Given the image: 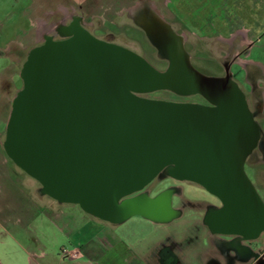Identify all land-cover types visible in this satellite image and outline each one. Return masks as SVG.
<instances>
[{"label": "water", "instance_id": "water-1", "mask_svg": "<svg viewBox=\"0 0 264 264\" xmlns=\"http://www.w3.org/2000/svg\"><path fill=\"white\" fill-rule=\"evenodd\" d=\"M140 21L166 57L164 71L83 30L27 53L6 122V157L43 195L99 220L128 219L136 212L122 200L164 175L221 202L206 217L212 232L256 236L264 204L243 167L259 128L245 95L228 76L198 72L183 37L165 23ZM160 91L207 105L145 97Z\"/></svg>", "mask_w": 264, "mask_h": 264}, {"label": "rangeland", "instance_id": "rangeland-1", "mask_svg": "<svg viewBox=\"0 0 264 264\" xmlns=\"http://www.w3.org/2000/svg\"><path fill=\"white\" fill-rule=\"evenodd\" d=\"M46 1L49 3L52 1V3L43 10L39 7L40 3L36 6L39 12H36L35 17L38 20L47 21L46 15L43 14L47 10L54 11L59 6L69 8L80 5V0ZM106 1L95 0V3H86V0L81 3L82 10L88 14L92 9L97 8V11L92 13L94 16H98L97 19H88L86 22L97 26L106 20L113 21L112 33L107 32V34L113 35L116 44L133 50L155 69L164 71L168 66L166 57L158 52L144 33L133 27L130 20L124 16L116 17L117 13L121 14L120 11L128 7L130 3L113 2L111 16L106 12L107 7L110 6ZM183 2V5L177 8L172 0L169 2L163 0V3L162 1L158 3V7L162 9L166 22L172 25L173 32L178 35L186 34L184 28L187 27L199 34L195 37L188 35L185 44L186 51L191 55V64L196 70L210 77L223 73L222 65L230 60H225V58L233 52L229 51L230 49L224 42H217L214 36L221 35L226 38L229 32L240 30H247L250 37L260 38L254 44L249 56L264 66V0H183ZM164 4L167 6L165 7ZM30 5L31 0H0L1 144H3L5 137V127L11 102L22 88L19 74L28 50H21L19 45L25 44L29 37L28 42H32L30 36L33 30L32 21L36 18H32L29 12ZM171 11L174 18H172ZM97 34L99 33L97 32ZM109 36L99 37L106 39ZM197 37L201 39L198 40ZM225 51L229 53H225ZM225 54L226 56L223 58ZM236 70L237 68H232L233 72ZM252 79L253 77L248 78L250 83H257ZM259 79L260 82L264 81ZM244 90L252 101H260L264 107V89H257L252 95L246 86ZM145 97L181 103L201 104L202 102L199 96L180 97L166 91L155 92L145 95ZM256 120L264 137V112L263 114H256ZM0 155V207L3 209L0 220L7 219L12 222L0 229L1 264H26V255L29 254L34 255V258L39 262H45L48 259L50 264H56L61 259L62 249L81 248L85 251L89 243L93 247L90 246L87 252L97 254L98 259H101L104 264H117V261L123 264V256L117 257L115 251L123 254L124 249L121 248V243L126 240L132 243L134 241L140 242L139 250L141 249L142 259L140 264H158L154 255L158 253L155 251H157L156 246L159 242L168 240L172 243H180L179 241H184L183 237L192 234L193 230H195L200 241L209 236L211 254L217 255L219 252L216 238L210 234L207 235L204 227L199 226V229L196 230L189 228L190 225L184 223L190 219V210L195 209L196 203H208L209 207L213 203L209 195L196 186L180 185L186 200L184 203L178 201L176 206L175 202L173 204L180 211L182 210L181 207L184 209V216L179 220L172 223H152L153 221L151 222L146 218L131 217L122 225L110 228L113 232L109 233L107 225L87 215L77 205H58L52 199L43 197L39 184L23 175L7 159L3 148H1ZM260 167L259 175H256L251 169L247 170V175L250 178L258 177V187L264 188V164H261ZM165 177L160 175L155 183L160 182ZM260 192L264 202V191ZM187 202L191 204L188 206ZM45 206L49 211L45 209ZM199 208L200 212L196 215L198 225L202 221L207 204ZM108 235L110 236L108 237ZM96 239L100 240L99 245L93 243ZM186 241H189V237ZM108 242L109 245L107 246ZM112 242L119 243L115 250L111 248ZM253 251L257 252V250ZM184 255L185 253L179 255V258ZM172 261H169V264H172ZM63 264H66V261Z\"/></svg>", "mask_w": 264, "mask_h": 264}, {"label": "flooded vegetation", "instance_id": "flooded-vegetation-1", "mask_svg": "<svg viewBox=\"0 0 264 264\" xmlns=\"http://www.w3.org/2000/svg\"><path fill=\"white\" fill-rule=\"evenodd\" d=\"M53 1H57V0H53ZM84 1L86 0H80V5L74 7L67 8L65 6L62 7L59 6L54 11H49V10L45 12L42 11L47 18V21H43V20H38L35 17L36 12L37 13L39 12L37 11L36 6L38 3H40L41 5L39 7L40 9L43 10L46 6H49L52 3V1L49 3L46 0H31L29 12L32 15V18H36L34 19V21H32L33 30H32V34L30 35L32 42L30 43L28 42V39L30 40L29 37L26 43L23 44L25 47L22 44L19 45L21 47V50H28L29 52L33 48L42 45L46 40L49 39L54 41L64 40L72 36L74 32H78L81 30L89 33L91 36L99 40L111 44H116L114 42L113 35L110 34L112 33L113 21L106 20L97 26H94V24L92 23L89 24L88 22H86L88 19L95 20L97 19L96 17L98 16H94V14H92L95 10L97 11V8L94 10L92 9L89 14L86 11L82 10L81 3H83ZM115 1L126 4L130 3L128 7L120 11L121 14L117 13L116 17L120 18L124 16L127 20L131 21L133 27H135L145 35H146V31L144 26L141 24L140 19H144L148 21L155 20V22L158 23L157 27L159 28H161V25H163L161 23L163 22L173 32L172 25L166 22L167 20L162 12V9L158 7V3L160 1H162L163 3V0H107L106 1L107 4L108 5L110 4V6L107 7L106 9L108 15L113 13L112 3ZM169 1L170 0H167V2ZM86 3H95V0H87ZM164 5L165 7L167 6V4ZM171 14H172V18H174L172 11ZM184 29L186 34L182 33V35L179 36L183 37L182 47L184 52L189 57V62L191 63L192 61L191 55L185 49L187 36L192 35L195 37L196 35L198 36L199 34H196L194 31H192V29H189L187 27ZM97 32L99 34H97ZM107 32L110 33L107 34ZM173 33L178 35L176 32ZM103 35L105 36L110 35V36L109 38L106 39H100V37ZM197 39L200 40L201 38L197 37ZM214 39L219 43L224 42L227 45V47L230 49L229 51H232L234 53V54L232 53L231 55L228 54L226 58H225L226 54L223 55L224 56L223 58H225V60L227 59L230 60L228 63L222 65L223 73H219L218 76L215 77L228 76L232 81H234L237 84V86L245 95V100L247 102L248 109L251 112L253 119L257 123L259 128V124L256 120V114H260V113L263 114L264 107L262 105V102L256 100L252 101L251 97L249 98L246 95L244 88L246 86L251 91L250 95H252L257 89L258 90H260L261 88L264 89V81L260 82L259 79L261 78L262 80H264V66L262 65L261 62L252 60L249 56L251 50L254 47V44L257 43L260 38L250 37L247 30H243V31L240 30L236 32L235 31L229 32L226 38H223V36L221 35H216L214 36ZM225 53H229V52L225 51ZM232 68H237V70L233 72ZM249 77L250 78L253 77L252 81H257V83L256 82L250 83L248 80ZM263 100H264V95H263ZM201 104L207 105V103L203 99ZM1 148L3 147L0 142V151ZM0 161H1V155H0ZM261 164H264V137L259 128V138L256 147L253 149L251 154L246 158L243 168L246 176L248 177L255 191L262 200L263 198L260 191L262 190L264 191V188L258 187L257 184L259 178L255 177L256 178L255 180V178H250L247 175L248 169L253 170L256 173V175H259L260 173L259 168H261L260 167ZM20 172L23 175H25L21 170ZM157 178H155L152 182H150L140 192L131 194L122 200L127 202V204H129L128 207L131 210H133L134 213L136 212L135 214H132L128 219H130L131 217H141V218L149 219L151 222L153 221L152 223L154 222L172 223L184 216L183 207H181L182 210L180 211L179 209L173 206L174 202L176 206L178 201L184 203L186 200L185 197L183 196L182 187H180V185L183 184L188 186H196L201 190H203L201 187L195 184L185 181H178L170 177H165L160 182L155 183ZM203 191L209 195L213 203L210 205V207L208 203H204V202L196 203L195 209H193L192 211L190 210L191 212V215H189L190 219L185 221L184 223L189 224L190 225L189 228L196 230L199 229V226L200 227L202 226L205 228L207 235L210 234L212 237H215L219 249V252H217L218 254L214 255L210 253L209 236H206L205 239H202L200 241L198 239V235L195 233V230H193L192 234L183 237L184 241H186L189 237V241L186 242L179 241L180 243H172L166 240L159 242V244L156 246L157 251H155L158 253L154 255L157 263L169 264V261L173 260L174 262L172 261V264H264V229L261 230L259 234L253 237H249V236L244 237L242 235L221 234V233L212 232L208 227V225L206 224V217L209 213L221 209L222 204L216 197L210 195L205 190ZM41 195L43 197L49 198L46 195L43 194ZM53 201L58 203V205H68V204L60 203L56 200ZM130 204L132 206H130ZM186 204L189 206L191 203L187 202ZM205 204H207V208L203 215L201 223L198 225L196 215H198V213L200 212L199 207L200 206L204 207ZM45 209L48 210L46 206ZM1 213H3V209L0 207V215ZM140 213L143 214L140 215ZM95 219L103 222L104 225H107L109 229V233L113 232V230H110V228L112 229V227L122 225L128 220L126 219L122 222L112 223V222L99 220L97 218ZM11 223L12 222H10V220L7 219L0 220V229L3 226L6 227ZM109 236L110 235H108V237ZM118 244H119L118 242H112L111 248H114L115 250L118 247ZM108 245L109 242L107 246ZM140 247L141 246L139 241H134L132 243L131 241L126 240V241H122L121 243V248L124 249L123 254L119 253L118 251L115 252L117 253V257L120 256L121 258V256H123L122 259L123 264H140L142 262L141 253H140L141 249L139 250ZM188 250H190L191 252H189ZM253 250H257V252H254ZM183 253H185V255L179 258V255ZM34 257L35 256L32 254L26 255V260H27L26 264H50L48 259H46L45 262L42 261L39 262ZM60 258H61L60 261L56 264H63L65 261L66 264H104L101 259L87 257V255L84 253L83 250H81V248L72 249V250L62 249L60 253ZM117 264H121V263L117 261Z\"/></svg>", "mask_w": 264, "mask_h": 264}, {"label": "crops", "instance_id": "crops-1", "mask_svg": "<svg viewBox=\"0 0 264 264\" xmlns=\"http://www.w3.org/2000/svg\"><path fill=\"white\" fill-rule=\"evenodd\" d=\"M172 2H173V4L175 3V5L177 6V8H179V7H181V5H183V0H172ZM11 62V61H10ZM0 87H1V78H0ZM1 98V97H0ZM1 121V120H0ZM98 242H100V240H98V239H96V240H94L93 241V243L94 244H98L99 245V243ZM89 243V242H88ZM93 247L90 243L86 246V250L84 251V253L87 255V257H89V258H96V259H98V257H97V254H94V253H92V252H87V249L89 248V247Z\"/></svg>", "mask_w": 264, "mask_h": 264}]
</instances>
